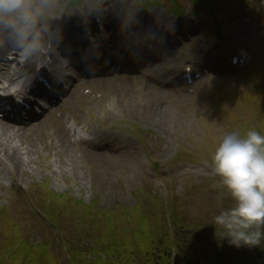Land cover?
Wrapping results in <instances>:
<instances>
[{"label":"rangeland","instance_id":"obj_1","mask_svg":"<svg viewBox=\"0 0 264 264\" xmlns=\"http://www.w3.org/2000/svg\"><path fill=\"white\" fill-rule=\"evenodd\" d=\"M178 2L184 14L176 16L175 43L166 45L165 58L147 56L136 69L141 72L116 66L109 78L84 73L75 47L82 40L89 43V37L77 21L68 23L64 47L78 58L72 56L73 69L59 79V99L43 112L44 118L25 127L0 118L15 129L12 136L0 134V247L23 237L34 245L32 251L49 246L45 261L76 264L81 256L93 257L92 251L77 253L74 260L65 244L86 248L96 237L92 229L99 232L105 224L88 219L86 207L130 209L140 202L141 189L145 209L164 212L174 200L191 231L204 227L215 232L213 217L233 204L230 197L221 199L212 164L215 148L227 132L255 129L264 134V0H218L202 16L189 0ZM109 30L108 24L93 26V39L101 45L99 63L106 53L120 59L111 44L118 38L103 39ZM242 50L250 61L232 70L228 57ZM188 64L205 75L193 86L170 87ZM8 75L0 74V84ZM158 111L162 119L153 117ZM64 132L77 145L73 154L58 144ZM7 150L20 153L24 171L3 170ZM45 183L50 191L66 194L65 200H43ZM0 264L18 263L0 259Z\"/></svg>","mask_w":264,"mask_h":264},{"label":"clouds","instance_id":"obj_2","mask_svg":"<svg viewBox=\"0 0 264 264\" xmlns=\"http://www.w3.org/2000/svg\"><path fill=\"white\" fill-rule=\"evenodd\" d=\"M176 18L158 0H0V53H12L38 68H48L59 80L74 67L64 41L68 23L75 20L89 37V47L80 52L78 60L84 73L95 70L101 47L92 36L94 25H110L103 39L117 37L118 51L143 64L149 55L166 57ZM212 164L219 178L217 186L223 190L221 199L227 196L233 201L213 217L216 236L237 249L261 248L264 134L255 129L223 134Z\"/></svg>","mask_w":264,"mask_h":264},{"label":"trees","instance_id":"obj_3","mask_svg":"<svg viewBox=\"0 0 264 264\" xmlns=\"http://www.w3.org/2000/svg\"><path fill=\"white\" fill-rule=\"evenodd\" d=\"M189 1L195 12H211L218 0ZM158 3L170 7L177 15L184 13L178 0H158ZM45 190L43 200L49 203L66 198L50 191L48 186ZM141 193L140 202L132 209L102 211L94 210V203L87 206L85 214L88 219L96 218L105 224L99 232L92 229L96 237L86 248L81 246L83 249L77 250V245L66 244L72 258L75 260L77 253L92 251L93 257L81 258L80 264H203L202 261L205 264H264V243L261 248L237 249L229 246L226 240H220L208 228L191 231L184 221L186 215L176 212L175 201L169 200L164 212L149 211L143 207L146 196L142 190ZM71 202L77 203L73 199ZM50 214L54 216L56 213L51 211ZM119 222H124V226L118 228ZM1 252L5 257L3 260L7 262L51 264L44 260L50 255L49 246H35L33 251H28L22 238L10 246L7 244L1 248Z\"/></svg>","mask_w":264,"mask_h":264},{"label":"bare ground","instance_id":"obj_4","mask_svg":"<svg viewBox=\"0 0 264 264\" xmlns=\"http://www.w3.org/2000/svg\"><path fill=\"white\" fill-rule=\"evenodd\" d=\"M82 30V29H81ZM182 32V31H180ZM83 30H82V34H83ZM92 35H94L92 33ZM171 37L173 38L174 35L168 37V41H167V46L170 47L172 46L175 42V40L171 39ZM111 44L116 47L117 46V42L116 41H113L111 42ZM110 44V45H111ZM89 47V46H88ZM202 50L204 51V49L202 48ZM220 51V50H219ZM247 53V52H245ZM4 53H1L0 54V63L3 62V56ZM154 59V58H153ZM152 59V60H153ZM55 60V59H53ZM34 63H29V65H27L24 69H20V70H15L14 71L16 72V76L17 75H20V77H23V76H29V71L32 69ZM9 72V68H7L6 66H3L1 67L0 66V74L5 76L7 73ZM155 78H156V75H154ZM157 80V79H156ZM11 82H17V81H13V79L7 81L6 83H11ZM21 86L19 85L18 88H20ZM35 92L34 89L31 90V93ZM140 105V104H139ZM139 108V107H138ZM154 118H160L162 119V115L160 114V111L158 112H155L154 115H153ZM156 119V120H157ZM5 121V120H4ZM7 121V120H6ZM15 129L13 127H9L7 124L3 123L2 121H0V134H3V135H6V134H12L14 133ZM67 132V131H66ZM65 134V136H64ZM63 136H62V139H59L58 141V144L60 145V147L64 150V151H67V153H71L73 154V148L76 147V143H74L73 145L68 141L69 140V137H68V133H65L64 132ZM5 160L3 162V170H8L11 174L14 173V171L16 170H22L24 171L25 170V167H26V163L24 161V159L22 158V156L20 155L19 152H16V151H13L11 152L10 150H7L6 151V155H5Z\"/></svg>","mask_w":264,"mask_h":264}]
</instances>
